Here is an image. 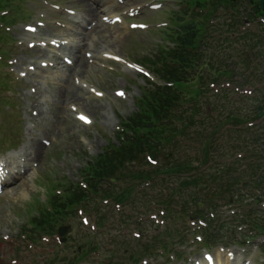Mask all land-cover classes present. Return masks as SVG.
<instances>
[{
	"label": "rangeland",
	"instance_id": "rangeland-1",
	"mask_svg": "<svg viewBox=\"0 0 264 264\" xmlns=\"http://www.w3.org/2000/svg\"><path fill=\"white\" fill-rule=\"evenodd\" d=\"M103 1L0 0V168L31 137L42 139L45 148L37 173L32 167L26 175L16 177L13 184L0 188V264H46L54 255L62 261L91 240L98 242L100 250L81 264H137L134 260L143 252L145 255L138 261L142 264H215L216 259L222 264L225 257L234 259L233 264H243L240 252L245 249L249 251L243 258L244 264L264 261L259 249L264 237L255 239V236L253 245L243 247L239 244L245 234L240 231L239 243L231 240L227 245L206 249L196 236L201 230L192 228V222L180 221L179 215L171 217L161 200H153L148 209L141 205L115 209L105 203L99 205L100 212L95 205L62 214L53 209L54 197L64 201L68 190L84 180L83 170L90 159L97 158L108 147L119 145L121 121L139 112L147 86L145 78L158 80L150 67L154 57L168 51L172 28L176 26L173 11L180 8L178 0H113L111 9ZM133 6L138 8L132 9ZM106 9L112 13L108 15ZM88 10L93 11L91 17L87 16ZM80 30L89 33V37L79 54L89 53L90 47L99 53L98 57L90 62L92 68L87 74L84 72L78 78L68 75L56 83V70L41 67V61L53 63L51 58L62 52L63 47L46 41L57 38L62 31L71 35ZM103 35H112L109 44ZM229 49L226 56L237 53V46ZM22 61L32 65L22 68ZM242 70L238 66L236 76L243 77ZM233 82L218 81L204 106L222 109L227 105L232 110L241 107L239 94L249 95L252 87ZM208 84L211 87L212 83ZM58 86L62 90L61 100L48 97L41 100V106L34 102L36 91L46 95ZM222 86L228 91L217 97ZM188 89H192V84ZM42 112L47 114L46 120ZM235 157L230 153L227 160ZM154 189L146 190L148 198L159 195L160 188ZM250 199L248 196L247 200ZM219 204L227 205L225 200ZM251 205L264 222L263 203ZM105 214L107 219L101 228L98 219ZM54 218L65 228L64 236L51 237L40 229L46 228L39 227L40 220L49 223ZM171 228L181 231L190 228L189 238L194 240L185 244V251L173 240L167 253L155 251L154 255H148L147 245ZM63 238L68 248H64ZM206 256L213 257V261L205 262Z\"/></svg>",
	"mask_w": 264,
	"mask_h": 264
},
{
	"label": "trees",
	"instance_id": "trees-1",
	"mask_svg": "<svg viewBox=\"0 0 264 264\" xmlns=\"http://www.w3.org/2000/svg\"><path fill=\"white\" fill-rule=\"evenodd\" d=\"M182 3L185 5L184 13L182 16L177 14L175 21H177L178 28L171 40L174 47L154 57L152 62L155 73L168 85L148 83L139 112L127 121H122L123 131L119 135L121 144L107 148L99 157L88 162L89 166L84 170L86 176L84 186L71 187L72 189L68 190L69 194L65 196L64 201L63 198L54 197L52 207L57 214L71 211L76 206L86 205L92 198L107 200L113 204L129 203L132 199L131 202H135L136 197L134 196L138 194L135 191L139 186L134 181L141 183L154 181L153 178L160 174L173 177L172 180L175 177H178L179 180L182 179L183 184L180 186L182 188L194 186L198 189L208 179L206 182L208 191L203 198L207 203L210 201V199L207 200L208 195L214 197L221 194L224 198L235 199L238 197V192H242L241 185L250 187V182L251 186L255 190L261 191L264 196V170L262 171L264 166L261 164L264 163V146L258 154L257 147L249 151V154L254 152L260 156L262 161L258 163L255 161V156L251 157L253 162L248 172L237 171L234 168L221 165L220 168L223 166L222 170L207 174V171L200 172L201 168L195 167V162L206 165L211 158L217 157L213 153L219 152L221 149H213V145H216L213 135L223 133V125L227 123L240 124L248 119L264 118V90L260 96L256 97L257 104L248 114L232 112L219 116L220 120H218L214 119L211 111L204 112L202 110L203 100L207 95L205 87L210 81V77L206 75L207 70L213 72L216 70L218 74H221L220 77H235V68L227 70L222 68L224 64H227V60H224L226 53L221 48L223 43L213 37V34L217 30L233 32L235 26L244 22L245 16L248 20H252L254 16V13L249 16L241 13L242 17L234 18L236 16L231 15L230 20L234 18L231 22L225 20L222 22L223 14L219 13L221 11H237L236 8H247L252 5L255 12L264 15L260 3L258 0H237L235 3L228 0H182ZM188 17L189 19L186 20ZM218 19L222 23L217 26L216 30L213 22ZM227 42L229 43V41ZM246 49L245 57L242 56L241 61L246 63V67L249 69L252 67V58L258 59L262 55L259 49L264 50V30L254 40L247 39ZM215 60L217 65L213 62ZM195 81L198 82V86L191 92L188 89V84L196 85ZM217 109L214 108L213 111L216 112ZM244 118L245 120H243ZM183 140H191L200 145L202 148L200 157L187 155ZM259 140H262L264 145V136L260 135V138L253 139V142L257 143ZM168 147L174 149V159L176 160L173 163H163L152 170L129 169L138 160L145 163L146 154L153 151L162 153V150ZM193 158L198 159L191 160ZM193 171L197 173L185 177ZM250 177L252 180L249 181ZM118 182H123V186H119ZM191 196L197 199L198 193L195 192ZM180 199L184 202L183 197ZM200 199L202 198L198 200ZM211 203L214 204V201ZM209 216V213H203V217ZM255 217L257 218V216ZM216 223L219 224L220 219L208 221L205 233L207 234L209 227ZM61 225L56 218L49 223L46 220L39 221V227L46 226V228L41 227L40 229L47 235L56 234ZM260 226L264 227L261 224ZM213 237L216 238L217 235L213 233L208 240ZM96 248L94 242L83 245L84 256ZM75 254L78 255L81 252L78 251ZM77 257L59 261L58 257L54 255L47 260L46 264H78Z\"/></svg>",
	"mask_w": 264,
	"mask_h": 264
},
{
	"label": "bare ground",
	"instance_id": "bare-ground-1",
	"mask_svg": "<svg viewBox=\"0 0 264 264\" xmlns=\"http://www.w3.org/2000/svg\"><path fill=\"white\" fill-rule=\"evenodd\" d=\"M113 0H105L103 1V4L106 5L107 8L111 9V4H113ZM138 7H134L132 9H137ZM110 9H106L107 14H111L112 12ZM131 11V8L129 9ZM92 10H88L87 16H92ZM64 19V18H63ZM85 20V19H84ZM87 20V18H86ZM78 21V20H77ZM73 23H77L76 21H73ZM87 23V22H86ZM100 29L104 26H98ZM95 28L92 29V32ZM103 34L102 32H100ZM57 38L48 40V42H52L55 45H59V47H63L62 52L56 53L52 58L51 61L53 63H50L49 60L43 59L41 61V67L47 66L50 70H56L55 72L58 74V76L55 78V82H61L62 79L68 75L76 76L77 78L80 77L84 72L86 74L88 73L87 70L89 68H92L90 66V62L93 61L98 57V52L96 50H92V48L89 47V53L85 54H79L81 51L82 44L84 47H86L84 41L88 39L89 33H84L83 31H79L77 33H72L71 35H67L66 31H62V33L58 34L56 36ZM102 38L105 40L106 43L111 42L112 35L105 36L103 35ZM101 38V39H102ZM120 41V40H119ZM37 52V51H36ZM32 65V62H25L22 61L20 66H23L22 68ZM36 65V63H35ZM90 66V67H89ZM62 90L59 88L49 92L48 94H41L39 91L35 92V103H39L41 106V100H47V98L51 99H59L61 100V94ZM78 95L74 94V98L78 100ZM43 108H40V111ZM29 111L34 110V108H28ZM41 115H44L43 117L45 120L47 119V114L41 113ZM41 120V117L38 119ZM44 141L42 139H38L37 137H31L29 141L25 142L24 145L20 148V150L13 155H10L8 160H4L5 163L1 165V172H0V188L7 187L13 182L16 181V177L19 175L22 176L27 174L26 172L32 167L35 169H32L37 173V170L39 168V163L41 159L43 158V153L45 152V148L43 146ZM21 176V177H22ZM8 184V185H7ZM26 184V181L21 184ZM21 185L18 186V188L21 187ZM234 259H230L228 257H225L222 260V264H233ZM243 261V259H242ZM202 264H205L202 262ZM218 264V261L216 259V263Z\"/></svg>",
	"mask_w": 264,
	"mask_h": 264
},
{
	"label": "water",
	"instance_id": "water-1",
	"mask_svg": "<svg viewBox=\"0 0 264 264\" xmlns=\"http://www.w3.org/2000/svg\"><path fill=\"white\" fill-rule=\"evenodd\" d=\"M262 9L264 10V0H260ZM66 233L65 228L60 229V234L63 236Z\"/></svg>",
	"mask_w": 264,
	"mask_h": 264
},
{
	"label": "snow or ice",
	"instance_id": "snow-or-ice-1",
	"mask_svg": "<svg viewBox=\"0 0 264 264\" xmlns=\"http://www.w3.org/2000/svg\"><path fill=\"white\" fill-rule=\"evenodd\" d=\"M121 95H123V93H121ZM83 118V117H82Z\"/></svg>",
	"mask_w": 264,
	"mask_h": 264
}]
</instances>
